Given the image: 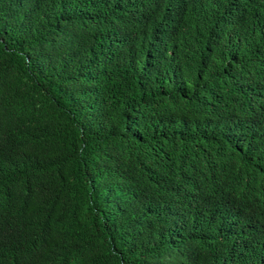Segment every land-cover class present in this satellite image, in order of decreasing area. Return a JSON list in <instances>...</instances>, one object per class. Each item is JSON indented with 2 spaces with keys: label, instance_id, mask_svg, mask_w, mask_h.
I'll return each instance as SVG.
<instances>
[{
  "label": "trees",
  "instance_id": "trees-1",
  "mask_svg": "<svg viewBox=\"0 0 264 264\" xmlns=\"http://www.w3.org/2000/svg\"><path fill=\"white\" fill-rule=\"evenodd\" d=\"M0 264H264V0H0Z\"/></svg>",
  "mask_w": 264,
  "mask_h": 264
}]
</instances>
